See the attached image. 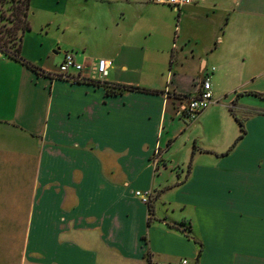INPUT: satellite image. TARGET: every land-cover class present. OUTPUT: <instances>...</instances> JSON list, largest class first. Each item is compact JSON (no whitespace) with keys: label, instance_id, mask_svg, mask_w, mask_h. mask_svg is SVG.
<instances>
[{"label":"crops","instance_id":"0c3cea01","mask_svg":"<svg viewBox=\"0 0 264 264\" xmlns=\"http://www.w3.org/2000/svg\"><path fill=\"white\" fill-rule=\"evenodd\" d=\"M111 2L124 5L61 12L68 35L51 54L24 32L20 55L51 74L73 52L86 78L105 58L104 82L158 93L109 95L0 59V264H264V0ZM207 75L215 103L189 121ZM233 101L245 133L229 150ZM196 130L203 148L190 146ZM179 136L189 171L156 183ZM135 191L153 193L150 222ZM165 192L171 203L157 211Z\"/></svg>","mask_w":264,"mask_h":264},{"label":"rangeland","instance_id":"374dc122","mask_svg":"<svg viewBox=\"0 0 264 264\" xmlns=\"http://www.w3.org/2000/svg\"><path fill=\"white\" fill-rule=\"evenodd\" d=\"M112 0H31V6L29 9V14L27 17V21L29 23L30 32H28V36L26 37L29 40V47L32 49V47L35 44L40 43L39 47V54H51V51H57V47L60 45V41H62V38L67 34L61 33V29L57 26V16L61 12H68L69 14L74 12L75 13H83L88 12L90 10H94V7L98 9V6L106 7V10H115L119 6H123L124 3L120 4L119 2H111ZM11 4L10 0H5V4H0V12L5 11L6 15L9 14V11L7 10V7ZM47 21H51L50 25H47ZM3 21L0 20V24H2ZM34 43V45H33ZM17 44V40H16ZM62 45V44H61ZM34 52V50H32ZM62 52V48L60 50V53ZM73 53V52H71ZM74 54V53H73ZM181 58L183 56L182 54L178 55V58ZM177 55L174 57V62H176ZM184 66H191V62L185 61L183 62ZM211 106V105H210ZM194 123H191L189 125L190 127H193ZM188 128V129H189ZM191 130V129H190ZM189 130V132H190ZM179 136L178 138L174 139L172 141V145L176 144V147L171 149L164 155L163 161H165L166 167L163 165V163H160L159 169L156 172V183H160L161 185L167 183L168 181H171V179L174 177L175 179V172L180 168H186L188 166V160L190 158V153L187 152L184 154L183 148L179 147L181 146L183 140H181ZM192 137V134L190 133V138ZM193 137H196L195 140H192L190 146L195 145L196 147H205L204 143H207L209 141V137H206L200 130H196L195 135ZM184 138V137H183ZM161 161V160H160ZM198 162V161H197ZM199 161L198 163H201ZM168 163L173 164L172 167H175V170L170 168V165ZM175 171V172H174ZM171 193H164L155 201V205L158 209H164L165 205L167 203H171V200L169 199ZM153 197V193H152ZM152 197L150 200V203H152ZM169 201V202H168ZM173 205V206H172ZM172 211L169 208L168 214L173 218H178L180 215V212L178 211L175 204H171ZM169 207V206H168ZM186 214H190L189 209L186 210Z\"/></svg>","mask_w":264,"mask_h":264},{"label":"built area","instance_id":"2783aa9c","mask_svg":"<svg viewBox=\"0 0 264 264\" xmlns=\"http://www.w3.org/2000/svg\"><path fill=\"white\" fill-rule=\"evenodd\" d=\"M155 4H164L170 6L174 10H178L181 6L187 5L193 2V0H152ZM10 53L6 51L3 44L0 43V59L9 58ZM110 66L109 60L105 58L98 59L93 66L90 67V76H83V65L76 61L75 56L71 52H65L63 60L57 67L55 73L49 74L53 79H62L69 82H77L82 80H92L96 82H104L107 76V72ZM215 103L213 99V92L211 89V81L209 75L203 78L200 82V86L196 95L188 98L186 107L184 109V115L189 121H194L203 111H205L210 105ZM157 155V152H155ZM157 156L153 164L156 165ZM134 195L144 204H149L152 192L151 191H135ZM178 264H188L187 259H180Z\"/></svg>","mask_w":264,"mask_h":264},{"label":"trees","instance_id":"16d2710c","mask_svg":"<svg viewBox=\"0 0 264 264\" xmlns=\"http://www.w3.org/2000/svg\"><path fill=\"white\" fill-rule=\"evenodd\" d=\"M10 2L11 4L9 5V7H7L9 14L6 15L5 11L0 12V20L3 21V23L0 24V43H2L4 49L10 53V55H8L10 59L23 63L27 67L34 70L38 75H49L50 73H45L39 67L32 64L31 62H28L20 55V44H21L22 36L24 32L30 30L29 23L27 21L29 9H30V0H10ZM0 4L1 5L5 4V0H0ZM16 40H17V44H16ZM82 81H85L86 83L89 84L103 86L105 88L106 93L109 95H115L117 93L124 91L158 93L156 90H150L136 86L115 85L106 82H96L92 80H82ZM235 103H236L235 101L232 102L231 106L229 107V112L237 122L239 128V135L237 136V138L235 139L229 150L232 149V147L238 142V140L242 138L243 134L245 133L243 127V120L238 118L234 112L233 106L235 105ZM189 168H190V162L188 163L187 166L188 171ZM152 207H153L152 203L147 204L148 222H150V219L152 218L153 215ZM168 227L183 232V230L180 229L175 224H168ZM194 241L199 245V251H198V255H199L201 252V243L198 242L197 240Z\"/></svg>","mask_w":264,"mask_h":264}]
</instances>
